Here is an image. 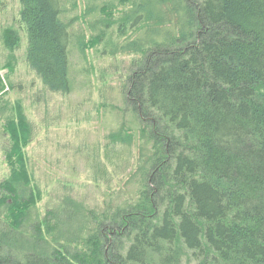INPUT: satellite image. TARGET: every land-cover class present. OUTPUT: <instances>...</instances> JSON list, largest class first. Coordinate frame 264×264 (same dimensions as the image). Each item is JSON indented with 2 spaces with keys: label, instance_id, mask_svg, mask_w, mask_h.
<instances>
[{
  "label": "trees",
  "instance_id": "16d2710c",
  "mask_svg": "<svg viewBox=\"0 0 264 264\" xmlns=\"http://www.w3.org/2000/svg\"><path fill=\"white\" fill-rule=\"evenodd\" d=\"M20 3L1 69L24 29L41 92L69 94L61 0ZM121 19L119 35L127 21L135 31L121 50L134 55L126 106H110L132 118L87 159L107 197L89 207L64 194L39 215L40 185L18 152L0 179V264H264V0H140ZM14 108L3 129L27 143L33 128Z\"/></svg>",
  "mask_w": 264,
  "mask_h": 264
},
{
  "label": "rangeland",
  "instance_id": "374dc122",
  "mask_svg": "<svg viewBox=\"0 0 264 264\" xmlns=\"http://www.w3.org/2000/svg\"><path fill=\"white\" fill-rule=\"evenodd\" d=\"M104 1L111 2L110 10L103 5ZM61 2L63 20L70 23L72 34L69 52L72 91L63 95L47 90L41 92L42 82L28 67L24 54L27 45L24 29L13 51L17 60L12 70L10 66L1 69L7 53L2 47L1 34L8 26H19L21 3L20 0H0V179L8 175V161L15 166L19 162L18 152L24 153L28 158L25 165L29 160V167L40 185L36 207L39 215L64 194L84 201L89 207L101 205L107 197L106 190L103 184L98 187L92 181L88 155L99 141H107L105 135L122 117L132 118L127 108L113 110L110 102L125 105L121 99V84L134 54L121 47L135 31L127 21L123 25L125 34L119 35L118 22L125 14L130 15L140 0ZM105 18H109L110 26L100 22ZM17 100L22 103L33 128V137L27 143L23 133L15 137L7 127L3 129L9 117L15 119Z\"/></svg>",
  "mask_w": 264,
  "mask_h": 264
}]
</instances>
